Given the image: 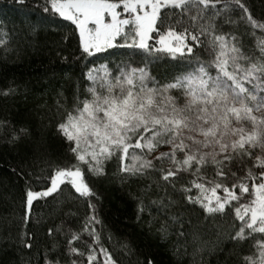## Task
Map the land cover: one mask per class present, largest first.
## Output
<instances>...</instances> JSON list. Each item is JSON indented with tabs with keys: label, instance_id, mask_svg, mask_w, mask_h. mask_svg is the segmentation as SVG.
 I'll return each instance as SVG.
<instances>
[{
	"label": "snow or ice",
	"instance_id": "obj_1",
	"mask_svg": "<svg viewBox=\"0 0 264 264\" xmlns=\"http://www.w3.org/2000/svg\"><path fill=\"white\" fill-rule=\"evenodd\" d=\"M35 7L74 26L86 70L71 106L56 101V131L69 159L53 165L37 143L34 165L47 172V183L26 190L25 218L34 202L55 200L65 188L87 211L53 222L42 248L34 233H23L30 254L22 264H120L105 246L113 234L91 186L113 160L121 185H143L137 220L147 211L159 238L175 234L179 246L187 235L173 211L178 193L185 207L231 216L230 239L247 245L234 264H264V20L243 0H37ZM32 135L28 126L0 120L9 143ZM120 246L134 254L127 242Z\"/></svg>",
	"mask_w": 264,
	"mask_h": 264
},
{
	"label": "trees",
	"instance_id": "obj_2",
	"mask_svg": "<svg viewBox=\"0 0 264 264\" xmlns=\"http://www.w3.org/2000/svg\"><path fill=\"white\" fill-rule=\"evenodd\" d=\"M36 2L26 0L21 5L17 0H0V39L6 41V46L0 47V90L15 89L12 95L0 94V120L28 126L33 132L31 138L16 143L0 137V264H22V257L30 254L21 247L23 233L27 232L29 237L34 233L36 248H42L48 242L46 231L53 222L59 224L69 211L80 216L87 211L83 201H74L65 188L62 193L54 194L55 200L48 197L34 202L30 216L25 218L26 190L29 187L42 190L47 183V172L41 173L34 165L37 143L43 146L42 151L53 165L69 159L66 144L56 131L59 118L56 101L66 98L67 106H71L77 86L82 82V71L86 70V61L77 51L74 26L59 18H49L35 7ZM243 2L255 19L264 20V0ZM244 30L241 25L239 31ZM196 51L199 55V49ZM111 59L118 62V56ZM179 63L182 65L184 61ZM116 169L117 162H109L107 176L93 177L91 186L99 196L94 203L106 225V234L109 230L113 234L112 241H105V246L120 264H147V261L151 264H234L236 255L247 248L230 239L233 228L229 214L213 217L198 206L185 207L178 193L175 198L179 203L173 211L181 214L187 235L181 238L179 246L175 234L167 240L159 238L155 227L150 226L152 216L147 211L142 220H137L135 197L143 185L137 182L121 185L113 175ZM21 170L31 175L25 176ZM58 203L59 213L53 220L50 213ZM122 242H127L134 254L122 251Z\"/></svg>",
	"mask_w": 264,
	"mask_h": 264
}]
</instances>
